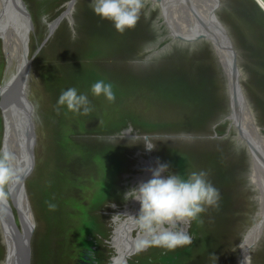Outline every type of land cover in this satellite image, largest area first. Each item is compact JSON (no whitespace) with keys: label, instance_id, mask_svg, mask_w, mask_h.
<instances>
[{"label":"rangeland","instance_id":"obj_1","mask_svg":"<svg viewBox=\"0 0 264 264\" xmlns=\"http://www.w3.org/2000/svg\"><path fill=\"white\" fill-rule=\"evenodd\" d=\"M23 1L34 28L29 34L28 57L39 48L30 63L32 86L29 101L35 139L32 145L29 138L32 146L26 156L28 172L24 180L35 223L30 239V264L51 263L48 257L53 253L52 247L58 245L56 250L61 247L57 240L63 234L59 230L71 229L81 235L92 224L89 215L85 218L78 215L82 209L78 202L82 199L84 201L83 195L89 201L95 200L97 188L101 187L100 173H104L105 169L94 164L99 160L97 150L82 148L88 144L96 149L102 146L119 149L120 162L111 168L114 178L119 173L117 185L122 186V193L118 203H112V200L106 198L104 206L110 208V211L103 212L106 215L105 222H110L112 228V219L128 201L123 198L125 191L136 186L132 175L141 169L138 168V157L144 160L150 155L156 157L159 163H168L170 167L165 172L167 176L176 173V158L179 156L175 154L190 153V162L195 167L187 169V175L192 170H206L209 180L220 192L218 207L205 211L200 220L192 222V225L199 226L202 223L206 228L211 226L207 222L213 218L214 230L219 235V245L215 247L214 254L203 256L201 260L204 259L198 264H236V246L242 240V230L259 208V193L249 179L250 162L246 149L237 139L234 128L229 126V121L223 120L228 114L226 82L208 42L200 38L186 41L175 36L167 28V21L161 17L162 11L156 0H143L144 7L136 27L123 34L116 31L110 21L101 20L93 13L91 0H76L42 43L47 32L46 23L65 9L68 0ZM216 14L232 37L243 92L256 124L264 133V103L256 100L258 97L262 101L264 99V66L258 65H264L263 30L250 32L245 20L239 18L238 9L232 0H219ZM175 25L179 31L184 32L173 21ZM12 50L9 48L7 55H13ZM4 54L3 41L0 40V81L6 65ZM197 66L203 70L206 80L203 86L209 88L206 92L217 99L214 102V105L217 103L216 115L211 113L214 107L207 112V107L202 103L195 107L187 105L191 91L186 95L183 85L188 88L196 84L200 88L201 82L182 79L186 78L189 68L194 72ZM100 79L111 82L113 90L119 91L114 101L109 102L103 95L97 97L92 94L91 85ZM199 79L201 81V75ZM70 87H75L78 93L87 94L90 112L84 114L81 110L80 114L68 110L66 106L57 105L61 92ZM125 118L128 121L125 120V124L117 128ZM129 118L138 121L151 119L153 126L161 125V129L147 131L143 127L134 126ZM80 119L85 131L78 126ZM101 119L105 120V127H112L113 131L97 130L102 124ZM170 121L177 122L176 126H184L187 121L191 125H187L186 129L199 128L171 131L166 125ZM196 121L199 125L195 124ZM204 121L208 122L203 124ZM2 128L0 112V147ZM71 141L79 143L82 149H75ZM146 141L151 146L155 145L154 149L146 152ZM216 170L229 172L226 185H223L220 174L214 176ZM85 171L92 174L89 182L94 188L88 193L84 182H80L86 176ZM70 179L73 181L70 182ZM116 192L113 190L109 197L114 198ZM137 214L132 215L131 227L126 235H136L137 224L133 216ZM118 216L122 219L120 221L128 217L121 213ZM126 221L130 222L129 219ZM219 224L223 227L220 232ZM184 225L185 231L180 228L181 222L172 230H181L191 236V222ZM261 229L256 236L257 245L249 258L250 264H264V224ZM109 231L111 235L112 231ZM101 247L102 264H108V257H112L114 249L108 241L101 244ZM155 248L163 247L149 246L135 251L128 255L127 264L148 262L142 256L149 255ZM3 251L0 235V264Z\"/></svg>","mask_w":264,"mask_h":264},{"label":"water","instance_id":"obj_2","mask_svg":"<svg viewBox=\"0 0 264 264\" xmlns=\"http://www.w3.org/2000/svg\"><path fill=\"white\" fill-rule=\"evenodd\" d=\"M76 0H68L66 8L52 21L47 22V32L42 43L49 37L60 19L65 15L69 8ZM175 11L183 15L190 28L194 23H198L200 29L205 30V35H199L200 39L208 42L211 52L220 65L226 82L228 107L232 102L235 107V115L237 121L233 124L236 131L237 139L243 143L249 160L261 170L259 177H264V133L256 124L253 113L244 95L241 85V73L238 67L237 52L233 44L231 35L226 26L219 20L216 10L219 8V0H167ZM257 3L260 5L258 0ZM173 2V3H172ZM262 8V7H261ZM264 10V8H262ZM14 19L19 22L20 27L23 25L21 33L19 29L16 33L18 41L17 49H13V55L17 53L22 57L19 70L3 84L0 85V112L2 118V143L0 151H8L7 145L3 148V140L8 139L10 142L11 135H6L5 121L3 112L10 101H13L16 88L24 76L30 69V63L39 48L36 49L28 57V40L29 34L33 32V23L30 13L23 0H0V23ZM3 25V27H4ZM228 38L232 47L231 56L223 49L222 40ZM196 39V38H195ZM231 99V100H230ZM250 110V114L248 111ZM252 117V118H251ZM226 120V116L223 118ZM231 126V125H229ZM264 131V128H262ZM34 135V134H33ZM147 139V136H144ZM32 145L34 143L32 137ZM146 144L151 146L148 141ZM27 144L23 146L20 167L17 170V179L7 187V198L0 200V235L3 245V257L1 264H30V239L35 226L31 205L25 189V176L28 172L26 168V156L31 146ZM148 152V149H145ZM149 157V156H148ZM154 157V156H153ZM150 158V157H149ZM155 158V157H154ZM154 161H157L155 158ZM15 168L14 161L12 162ZM150 166L152 169L157 167L150 158ZM148 173V172H147ZM165 176V173H162ZM258 175V174H257ZM146 181L151 178L150 172L145 174ZM25 219L29 227L25 228ZM264 221V220H263ZM126 264V263H125Z\"/></svg>","mask_w":264,"mask_h":264},{"label":"clouds","instance_id":"obj_3","mask_svg":"<svg viewBox=\"0 0 264 264\" xmlns=\"http://www.w3.org/2000/svg\"><path fill=\"white\" fill-rule=\"evenodd\" d=\"M264 8V0H258ZM144 7L143 0H91V8L101 20H108L119 33L134 29ZM94 96L103 95L109 102L115 100L111 82L97 80L91 85ZM58 106H66L73 112L87 114L91 111L87 94L78 93L75 87L63 90L57 100ZM148 150L155 145L145 144ZM14 158L4 150L0 151V200L7 198V187L17 179V170L11 161ZM168 163H159L151 170V178L124 193V199L140 204L139 212L133 216L140 232L138 250L149 246L175 250L190 245L192 238L187 232L174 231L179 222L189 223L197 219L208 207H218L219 189L208 178L203 169L192 170L187 177L169 173ZM54 208V205H50Z\"/></svg>","mask_w":264,"mask_h":264},{"label":"trees","instance_id":"obj_4","mask_svg":"<svg viewBox=\"0 0 264 264\" xmlns=\"http://www.w3.org/2000/svg\"><path fill=\"white\" fill-rule=\"evenodd\" d=\"M232 3L234 4L235 8L238 9V13H239V18L240 19H244L246 22V26L249 29L250 32H257L262 31L264 34V10L261 8V6L257 3L256 0H232ZM263 17V19H262ZM250 22V24H249ZM252 30V31H251ZM258 41L261 42L260 39H257ZM263 45V44H262ZM264 48V46L262 47ZM249 57H251L248 54ZM179 60H181V56L178 55ZM259 67L260 66H264L261 63L258 64ZM256 67L257 63H256ZM192 72V70L189 68V72L186 76L185 79H182L184 81H187L188 79L200 83L201 82V87L198 88L197 85L195 84L194 86H190L188 88H186L185 84L183 85V91L185 92V94L187 95L188 91H191V94L189 96V98L187 99V105L189 107H195L199 104H203V106L207 107L206 111L210 112V108L214 109L211 111V113L216 115V106L217 103L214 105V102H217V99L215 100L214 97L209 93L206 92L207 90H209V88H204L203 83H205V79H204V73L201 67L197 66L194 69V72H192L193 74L191 76L190 73ZM199 75H201V81L199 79ZM184 83V82H183ZM264 84V81H263ZM115 93V96L119 95V91H117L116 89L113 90ZM214 99V100H213ZM259 99V100H258ZM256 100L261 103H264V99L262 101V99L260 97L256 98ZM197 109V108H196ZM81 114V112H80ZM90 114H94L97 115L98 113L96 112H91ZM83 118H85V115H82ZM130 119V118H129ZM125 120L126 118L121 122V124L117 127L119 128L121 125L125 124ZM131 122L133 123L134 126L136 127H143V129L149 131V130H155L157 131V129H161V125L155 124L158 127L153 126V121L151 119H144L141 121L134 119H130ZM211 120V119H210ZM102 124L97 128V130H104L105 132H110L113 131L112 127H105V120L101 119ZM128 121V120H126ZM199 121V120H197ZM196 121V125H199L198 122ZM200 122V121H199ZM208 121H204L203 124L207 123ZM78 126L82 131H85L86 129L83 128L84 123H82V120L80 119L78 122ZM177 122L174 121H170L168 123H166V125L169 126V128L171 129V131H191L194 130L195 128H199V127H194L193 129H191V127H187L188 129H186L185 127L187 125H191V124H184V126H176ZM149 126V127H148ZM117 130V129H116ZM66 140L70 142L69 137L66 136ZM72 146L75 149H80L79 148V143L75 144L73 141H71ZM84 149H95L98 152V157L99 160L97 163V166L104 168L105 169V174L104 173H100V179H99V186H101L100 188H97V192L95 195V200L94 201H89L87 200V197L85 195L84 196V201L82 202V200L78 202L79 205H81L82 209L80 211H78V215L85 218L86 216L89 215L90 221L92 222L91 226L89 227V229L87 231H91L92 236L93 237H97V235H103V230L101 227V223H98L96 225H94L93 223L98 221L97 219L99 218L100 214L98 212V210H100L103 206V204H105V202L107 201V199L109 200H118L121 193H122V186L117 185V181H119V173L118 175L114 178L113 177V165L118 164L120 155L118 154V148L116 147H110V146H102L99 147L98 149H96L95 147H93V145H89L85 148L82 147ZM81 148V149H82ZM118 155V156H117ZM175 155H178L179 158H176V161L178 163V167L176 170V173H179L181 176L187 177V169L195 167V165H192L190 162V153L186 152V153H176ZM215 160V157H214ZM125 165V162L123 160V166ZM215 165H217V163H215ZM219 165V163H218ZM218 166H216L217 168ZM111 168V169H108ZM86 176L82 177V181H80L81 183L84 182L85 187L87 189V193L91 192L94 188L92 186V183L89 182L90 177L92 176V174L88 173L87 171H85ZM220 174V178L222 180L223 185H226L227 183H225L226 179H229V172H222V171H217L215 172L214 176L218 177V175ZM74 180L76 179V176L73 177ZM73 180L70 179V182H72ZM216 181L218 182L219 179H216ZM119 183V182H118ZM75 184V181L74 183ZM70 185V184H69ZM113 190H117L116 195L114 196V198H110L109 196L113 193ZM212 207H208L206 211L211 210ZM203 216V213L200 214V216L197 218V220H200V217ZM193 220L191 221V225H190V234H191V238H192V243L190 245H185V246H181V247H177L175 250H172L171 252L168 253L167 256H163L166 257L169 262H172V264H198L201 263V258L203 256H209V255H213L214 252L216 251V246L219 245V235L218 232H216L214 230L215 227V220H213V218L209 219V222H207V224H210L211 226L206 227L202 225H192ZM214 226V227H213ZM222 225L219 224V232L221 231V229H223V227H221ZM93 227H96L93 231ZM60 232V231H59ZM85 232V231H84ZM84 234V239L86 242H90L87 237L85 236L86 233ZM83 238V237H82ZM203 253V254H202ZM48 259L51 260L52 264V259L51 256L48 257Z\"/></svg>","mask_w":264,"mask_h":264},{"label":"bare ground","instance_id":"obj_5","mask_svg":"<svg viewBox=\"0 0 264 264\" xmlns=\"http://www.w3.org/2000/svg\"><path fill=\"white\" fill-rule=\"evenodd\" d=\"M156 3H159L160 9H161V17L167 21L168 23V29L171 30V32L175 36H179L180 38L184 40H194L199 39V35H205V30L200 29L198 23H194L192 25V28H190L187 24L186 18L181 15L180 12L175 11L172 8V5L168 3L167 0H156ZM163 20V21H164ZM176 22L178 26L182 28V31H179L175 26H173ZM165 22V21H164ZM0 23V40L3 41V50L6 52L4 54L6 56V65L2 73L0 85L6 82L15 71L19 70V67L22 62V57H20L17 53L16 56L14 55H7V50L11 49H17L18 47V41L16 39V33L19 29V33H21L23 25H21L19 22H17L14 19H10L7 22ZM166 24V22H165ZM4 25V27H3ZM167 25V24H166ZM170 32V33H171ZM222 44L224 46L225 52L228 53V55L231 56L232 47L228 41V38L225 37V40H222ZM13 51V50H12ZM31 86H32V75L31 70L27 71L26 74L22 77L20 80L17 88L16 93L14 96L13 101H10V103L7 105L5 111L3 112L4 116V123H5V130L6 135H11L10 142L6 138V140H3V148L5 145H7L9 153L14 158L11 163L14 161L15 169H19L20 167V160L22 156L23 146L26 147L27 144H29V138L32 140L35 139V135L33 132V124H32V118H31V103L29 101V97L31 94ZM231 100V99H230ZM39 101V100H38ZM250 114V110L248 111ZM252 118V117H251ZM226 119L229 121L230 125L233 126V124L237 121V117L235 115V107L232 102L229 103L228 107V114L226 115ZM152 161L155 164H158L157 161H154L155 158L153 156L148 155ZM147 157L144 160H142L140 157H138V168L140 171L137 172L135 175H132L133 177V183L137 186L141 183L146 181L145 174H148L150 172L151 174V166H150V158ZM250 162V169H249V179L252 183V186L258 191L259 195L257 196L258 202L257 205H259V208L256 210L255 214L251 217V220L247 226L242 230L241 237L242 240L237 244L236 248L238 250V255L236 258V264H250L249 258L251 259L250 255L252 251L254 250V247L257 245V234L262 230V226L264 224V177L261 179L259 177V174L261 173V170L255 165H253V161L249 160ZM28 163V162H27ZM148 172V173H147ZM258 174V175H257ZM136 187V186H135ZM126 190V189H125ZM126 192V191H125ZM128 200V199H127ZM128 204V201H126ZM256 208V207H255ZM249 216V215H248ZM25 222V228L29 227L27 221L23 219ZM135 224V223H134ZM185 223L182 222L180 228L181 230L185 231ZM131 227L127 225L125 229H123V232H127ZM180 230V231H181ZM141 239V234L138 235V231L136 232V235L126 241V253L122 256L120 260V264H125V257L132 254L135 251H138L137 245L138 241ZM110 242V241H109ZM112 248L115 250V246L112 244Z\"/></svg>","mask_w":264,"mask_h":264},{"label":"flooded vegetation","instance_id":"obj_6","mask_svg":"<svg viewBox=\"0 0 264 264\" xmlns=\"http://www.w3.org/2000/svg\"><path fill=\"white\" fill-rule=\"evenodd\" d=\"M111 202L118 203V200H112ZM139 208L140 204L138 201L128 199V204L125 203L122 208L117 211L118 213L128 215V217L123 221H120L122 219L120 216H118V213H116L114 218L112 219V222L114 224L112 228L110 222H105L104 219L106 215L103 213L104 211L109 212L110 208H105L103 204L102 208L98 210L100 214L99 218L97 219L98 221L93 223L94 225L101 223V227L103 230V235L101 236L97 235V237H93L91 231H87L89 227L85 228V232L83 231L81 235L75 234L73 231H70L71 229H66L64 231L59 230V233L63 234V237L60 240H56L60 243L61 247L58 250L55 249L56 247H58V245L52 247L53 253L50 254V256L52 257V264H67L68 262L70 264H102L103 256L101 253V244H104V242L106 243L107 241L110 246H112L113 244L116 250L112 257H108L110 260V263L108 264H120L122 256L126 253V241L133 238L132 234L128 233L127 236L126 232H123V229H125L127 225L130 226L132 222L131 217L134 213L139 212ZM128 219L130 220V222L126 221ZM95 228L96 227H93V231H96L94 230ZM109 230L112 231L111 235ZM137 231L138 235H140L141 232L138 226ZM83 233H86L85 236L90 242L85 241ZM57 241L55 243H57ZM76 241H80L81 243L78 244ZM82 243H84L83 246H81ZM171 251L172 250H168L166 248H155V250L149 253V255L146 254L142 256L144 258H147L148 260V262L146 261L144 264H153L155 261L157 262V264H172V262H169L166 257H163L167 256ZM127 257L129 256L125 257L126 264L129 260H127Z\"/></svg>","mask_w":264,"mask_h":264}]
</instances>
